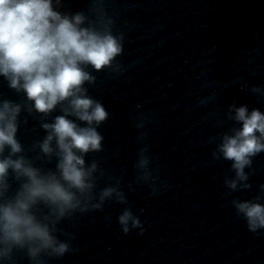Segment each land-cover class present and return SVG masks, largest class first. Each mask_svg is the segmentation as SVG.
Here are the masks:
<instances>
[{"label": "water", "instance_id": "obj_1", "mask_svg": "<svg viewBox=\"0 0 264 264\" xmlns=\"http://www.w3.org/2000/svg\"><path fill=\"white\" fill-rule=\"evenodd\" d=\"M99 9L113 34H123V51L118 69H87L96 77L89 95L110 115L98 128L102 150L86 161L101 170L94 192L119 180L142 224L124 232L115 201L77 212L58 226L60 239L73 237L71 250L43 256L45 264H264V229L251 232L232 205L264 195V152L246 168L251 186L235 191L226 186L231 162L213 157L223 134L238 127L228 119L231 105L264 111V0H64L60 10L82 11L99 26ZM0 97L21 99L3 79ZM140 119L143 128L135 127ZM43 135L38 117L22 113L27 154L54 168V159L31 151ZM142 145L156 191L136 178ZM14 260L29 264L22 251Z\"/></svg>", "mask_w": 264, "mask_h": 264}, {"label": "clouds", "instance_id": "obj_2", "mask_svg": "<svg viewBox=\"0 0 264 264\" xmlns=\"http://www.w3.org/2000/svg\"><path fill=\"white\" fill-rule=\"evenodd\" d=\"M63 3L0 0V79L21 98L0 97V264H15L17 251L26 254L29 264H45V255L63 257L71 250L73 237L65 233L67 239L59 238L61 222L77 212L102 209L106 201L122 205L117 218L124 232L142 224L119 180L94 192L101 170L97 161H86L89 153L102 150L104 137L98 128L110 115L89 95L86 85L94 84L96 77L87 69H118L113 62L123 51L124 36L113 34V20L104 17L102 9L97 26L82 11H61ZM22 113L38 117L44 135L33 142L31 151L38 159H54V168L37 166L27 154L18 137ZM228 119L238 127L223 134L213 157L231 162L235 176L226 180L228 189H247L251 185L246 168L264 152V111L233 104ZM145 123L140 119L135 127ZM135 169L137 180L156 191L149 181L153 168L143 145ZM260 191L264 193V185ZM260 201L264 195L232 201L253 233L264 229Z\"/></svg>", "mask_w": 264, "mask_h": 264}]
</instances>
